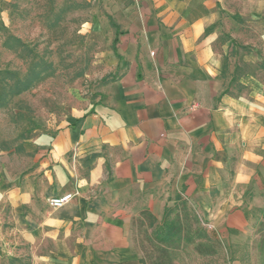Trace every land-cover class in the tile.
<instances>
[{
  "label": "crops",
  "instance_id": "obj_1",
  "mask_svg": "<svg viewBox=\"0 0 264 264\" xmlns=\"http://www.w3.org/2000/svg\"><path fill=\"white\" fill-rule=\"evenodd\" d=\"M102 1L118 77L23 143L31 170L2 183L31 264H141L134 220L147 210L159 224L167 194L195 204L210 233L247 234L251 210L264 208V66L227 90L220 30L209 29L216 0Z\"/></svg>",
  "mask_w": 264,
  "mask_h": 264
},
{
  "label": "rangeland",
  "instance_id": "obj_2",
  "mask_svg": "<svg viewBox=\"0 0 264 264\" xmlns=\"http://www.w3.org/2000/svg\"><path fill=\"white\" fill-rule=\"evenodd\" d=\"M216 3L218 18L209 29L220 30L222 77L227 90L233 85L230 91L236 93L241 76H256L255 70L264 66V0ZM5 6L6 22L2 19ZM111 23L112 16L102 0H0V264L32 261L31 244L12 225L11 206L1 190L2 183L31 170L32 156L24 153L23 143L53 132L69 117L84 112L118 77ZM32 72L39 73L38 79L18 92ZM166 198V206L173 207V195ZM262 209L251 210L247 234L230 237L209 233L211 253L200 254L185 244L172 251L173 261L264 264V243L259 245L256 239ZM174 214L175 210L170 218ZM202 224L211 230L204 217Z\"/></svg>",
  "mask_w": 264,
  "mask_h": 264
},
{
  "label": "trees",
  "instance_id": "obj_3",
  "mask_svg": "<svg viewBox=\"0 0 264 264\" xmlns=\"http://www.w3.org/2000/svg\"><path fill=\"white\" fill-rule=\"evenodd\" d=\"M113 25V24H112ZM26 77L18 92L26 90L39 77V73L32 72ZM175 214L170 218L171 213ZM138 236V250L141 264H176L172 258V251L190 244L200 254L212 252V238L209 231L202 224L195 207L187 199L176 195L174 206H165L162 220L156 224L155 217L147 210L140 212V217L134 220ZM151 229V230H150ZM257 241L264 243V208L260 211Z\"/></svg>",
  "mask_w": 264,
  "mask_h": 264
},
{
  "label": "built area",
  "instance_id": "obj_4",
  "mask_svg": "<svg viewBox=\"0 0 264 264\" xmlns=\"http://www.w3.org/2000/svg\"><path fill=\"white\" fill-rule=\"evenodd\" d=\"M73 196L74 194L70 192L59 194V195H54V196L49 197L47 202L50 207L57 208L69 202L73 198Z\"/></svg>",
  "mask_w": 264,
  "mask_h": 264
}]
</instances>
